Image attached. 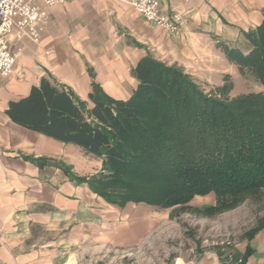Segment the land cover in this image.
<instances>
[{"label": "crops", "instance_id": "1", "mask_svg": "<svg viewBox=\"0 0 264 264\" xmlns=\"http://www.w3.org/2000/svg\"><path fill=\"white\" fill-rule=\"evenodd\" d=\"M41 8L47 18L39 43L13 28L8 47L17 55L14 70L0 76V264H63L113 210L86 181L100 171L102 159L16 123L9 103L41 78L64 86L87 109L93 84L125 100L137 85L133 69L145 56L220 87L240 77L222 44L246 49L244 33L261 22L264 0H159L160 13L183 15L175 33L118 0H64ZM246 246L244 264H264V226L241 255ZM190 264L220 263L215 253H204Z\"/></svg>", "mask_w": 264, "mask_h": 264}, {"label": "trees", "instance_id": "2", "mask_svg": "<svg viewBox=\"0 0 264 264\" xmlns=\"http://www.w3.org/2000/svg\"><path fill=\"white\" fill-rule=\"evenodd\" d=\"M244 37L246 49L222 48L239 72L248 71L264 86V13ZM133 74L137 85L125 100L93 84L89 109L64 86L41 78L25 97L9 103L7 113L26 128L100 157V171L86 181L119 207L143 202L168 208L213 193L215 204L201 210L211 214L237 206L247 194L259 195L264 189L263 92L214 96L180 68L150 56ZM225 83L219 92L230 88ZM262 226L252 228L247 240ZM249 253L246 246L234 264H244Z\"/></svg>", "mask_w": 264, "mask_h": 264}, {"label": "rangeland", "instance_id": "3", "mask_svg": "<svg viewBox=\"0 0 264 264\" xmlns=\"http://www.w3.org/2000/svg\"><path fill=\"white\" fill-rule=\"evenodd\" d=\"M239 73L238 79L227 80L230 88L224 92L194 80L204 92L222 98L264 93V86L248 71ZM214 204L213 193L196 195L186 205L168 208L143 202H128L123 207L111 204L113 210L107 209L104 222H98L88 237H81L62 263L190 264L204 253H215L220 264H234L248 232L264 222V189L256 197L245 195L233 208L211 214L201 211Z\"/></svg>", "mask_w": 264, "mask_h": 264}, {"label": "built area", "instance_id": "4", "mask_svg": "<svg viewBox=\"0 0 264 264\" xmlns=\"http://www.w3.org/2000/svg\"><path fill=\"white\" fill-rule=\"evenodd\" d=\"M64 0H0V76H8L14 70L16 54L10 52L8 36L13 28L20 35L39 43L43 25L47 18L42 5L51 7ZM130 5L147 22L169 33H175L183 21L178 12L160 13L159 0H118ZM19 77L21 73L17 74ZM1 245V230H0Z\"/></svg>", "mask_w": 264, "mask_h": 264}]
</instances>
